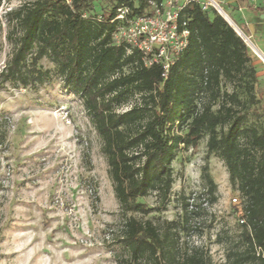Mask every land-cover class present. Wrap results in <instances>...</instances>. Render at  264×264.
I'll return each instance as SVG.
<instances>
[{
    "label": "trees",
    "instance_id": "16d2710c",
    "mask_svg": "<svg viewBox=\"0 0 264 264\" xmlns=\"http://www.w3.org/2000/svg\"><path fill=\"white\" fill-rule=\"evenodd\" d=\"M96 1L33 0L7 11L11 53L0 69V88L38 90L56 77L81 100L125 216L116 264H212L203 247L180 245L181 231L198 229L190 223L202 216L201 199L217 201L207 166L202 192L180 195V219L155 223L126 215L153 212L140 200L152 194L164 205L177 150L194 149L204 138L207 155L223 161L242 198L244 222L222 264H264V127L249 122L260 115L261 99L248 46L216 10L190 1L178 14L189 31L187 47L164 76L159 64L146 66L141 52H128L112 36L123 23L118 9H127L126 19L150 14L148 0H116L99 16ZM43 59L53 68H43Z\"/></svg>",
    "mask_w": 264,
    "mask_h": 264
},
{
    "label": "rangeland",
    "instance_id": "374dc122",
    "mask_svg": "<svg viewBox=\"0 0 264 264\" xmlns=\"http://www.w3.org/2000/svg\"><path fill=\"white\" fill-rule=\"evenodd\" d=\"M31 1L10 0L0 6V69L11 53L4 15ZM201 1L207 11L216 10L208 0ZM215 1L247 36L233 14L239 12L245 22V8L239 2L255 12L264 11V5H249L252 0ZM115 2L97 0L94 14L110 10ZM248 50L257 69L255 90L261 99L260 115H251L249 122L264 127V62L249 45ZM40 64L53 68L46 59ZM100 148L81 100L64 89L59 78L38 90L8 84L0 88V264H116L122 252L117 238L125 216ZM172 166L174 183L168 201L159 205L152 194L140 200L153 207V212L126 215L155 223L180 219V195L191 198L202 192L201 173L207 166L217 185V201L211 205L201 199L202 216L190 223L198 229L181 231L180 245L182 250L203 247L212 264H222L240 232L241 210L232 199L242 203V198L229 183L223 161L207 155L206 138L194 149L180 147Z\"/></svg>",
    "mask_w": 264,
    "mask_h": 264
},
{
    "label": "built area",
    "instance_id": "2783aa9c",
    "mask_svg": "<svg viewBox=\"0 0 264 264\" xmlns=\"http://www.w3.org/2000/svg\"><path fill=\"white\" fill-rule=\"evenodd\" d=\"M178 1L148 0L151 13L131 19H126V8L118 9L116 20L123 23L117 25L112 34L116 43L125 42L130 46L128 52L132 48L141 52L146 66L159 64L164 71V76L188 43L189 31L185 23H179V12L190 1L197 2L204 9L206 8L205 2L201 0H185L181 6ZM214 3L218 6L216 1ZM232 202L241 210V202L238 198H233ZM243 222L244 219L240 218L239 223Z\"/></svg>",
    "mask_w": 264,
    "mask_h": 264
},
{
    "label": "crops",
    "instance_id": "0c3cea01",
    "mask_svg": "<svg viewBox=\"0 0 264 264\" xmlns=\"http://www.w3.org/2000/svg\"><path fill=\"white\" fill-rule=\"evenodd\" d=\"M235 1L236 0H229V1H227V3L230 4V3L235 2ZM184 2H185V0H183V3ZM179 3H180V0L178 1V4ZM241 3L239 2L238 5H240V8H243L242 6L244 5L245 9L243 11V15L245 17V22L242 18V15L239 12L233 11V14L238 19L239 23L243 26V28L247 32L248 36H250L252 39H254L255 45L254 44L253 45L264 55V11L255 12V11H253V9L251 7L248 8V6H247L248 4L243 3V2H241ZM252 3H256V6H259L260 4H261V6H263L264 0H252L249 3V5H251ZM229 9L232 11V8H229ZM226 15L228 16V14H226ZM231 21H233V20L231 19ZM234 24L236 25L235 22H234Z\"/></svg>",
    "mask_w": 264,
    "mask_h": 264
},
{
    "label": "water",
    "instance_id": "95a60500",
    "mask_svg": "<svg viewBox=\"0 0 264 264\" xmlns=\"http://www.w3.org/2000/svg\"><path fill=\"white\" fill-rule=\"evenodd\" d=\"M217 6V5H216ZM216 6H215V8H216ZM217 8H218V6H217ZM216 8V10H217V12L220 14V11H219V9H220V7H219V9H217ZM221 10V9H220ZM221 15V14H220ZM222 16V15H221ZM223 17V16H222ZM223 19L232 27V29L236 32V34L239 36V37H241L242 39H243V41L246 43V45L248 46L249 44H248V41H249V43H251V41L249 40V38L234 24V22L233 21H231V23L233 24V26L223 17ZM252 44V43H251ZM254 46V45H253ZM254 48L256 49V51L259 53V55L261 56V57H263L264 58V55L254 46Z\"/></svg>",
    "mask_w": 264,
    "mask_h": 264
},
{
    "label": "bare ground",
    "instance_id": "6f19581e",
    "mask_svg": "<svg viewBox=\"0 0 264 264\" xmlns=\"http://www.w3.org/2000/svg\"><path fill=\"white\" fill-rule=\"evenodd\" d=\"M211 4H212V6H216L215 5V0H208ZM219 5H218V8H217V6H216V8L217 9H219ZM221 9V10H220ZM220 9H219V11H220V14L233 26V24L231 23V19L224 13V11L222 10V8L220 7ZM249 38V37H248ZM249 40H250V38H249ZM251 41V40H250ZM251 43H252V41H251ZM251 43H249V41H248V44H249V46H250V48H251V50L253 49L254 50V53L259 57V59L261 60V61H263L264 62V58L263 57H261L260 55H259V53L256 51V49L254 48V46H253V43L251 44ZM252 46V47H251Z\"/></svg>",
    "mask_w": 264,
    "mask_h": 264
}]
</instances>
